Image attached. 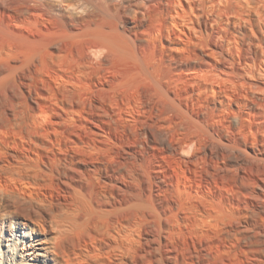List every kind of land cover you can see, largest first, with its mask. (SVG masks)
Listing matches in <instances>:
<instances>
[{
	"label": "bare ground",
	"instance_id": "bare-ground-1",
	"mask_svg": "<svg viewBox=\"0 0 264 264\" xmlns=\"http://www.w3.org/2000/svg\"><path fill=\"white\" fill-rule=\"evenodd\" d=\"M187 1L193 6L194 0ZM133 2L0 0V74H6L0 76V93L5 98L9 91L14 92L21 106L25 102L30 111L42 115L43 95L53 96L70 109L80 105V114L86 115L83 120L79 117L85 122L82 135L90 137L93 132L87 128L92 125L108 139L112 137L116 145L126 127L130 135L139 133L136 124L143 120H137L141 111L137 114L135 110L134 118L132 110L134 123L128 120L125 127L121 100L115 104V92L121 93L115 90L125 86L129 99L125 90L121 94L126 102L132 99L131 103L143 101L139 104L146 105L140 136L158 146L149 147L152 152L146 150L147 160L141 157L147 161H141L145 164L142 171L139 168L141 178H113L107 171L108 178H53L48 196L32 190L27 195L21 189L26 196L15 197L11 192L8 199L0 198V263L264 264V26L256 25L252 35L251 27L246 33L242 23L235 26L239 23L235 22L232 36L233 25L229 24L233 22L229 20L230 38L240 35L236 50L200 53L176 47L167 52V65L160 64L166 58L158 66L151 63L155 75L150 77L153 66L149 62L138 63L142 56L128 47L121 49L129 38H122L120 24L128 22L132 4L137 8L142 4ZM260 11L256 12L258 20L264 22V10ZM143 17H139L141 21L147 16ZM248 21V25L252 23ZM120 42H124L122 47ZM120 50L130 52L125 56ZM131 55L133 59L128 58ZM204 57H214V64L204 65ZM207 64H211L209 69L224 66L230 72L222 77L226 73L220 69L223 73L215 75V71L210 73L213 66L206 72ZM160 66L163 68L158 70ZM197 67L199 71L194 73ZM173 72L178 77L172 79ZM126 76L131 82L143 78L131 88L129 79L122 80ZM115 105L121 107L115 109ZM158 120L167 123L170 137L157 132L160 125L154 127L156 131L151 127ZM118 129L120 135H114ZM73 134L81 140L80 133ZM94 140L97 147L100 140L97 144ZM64 143L57 141L60 146ZM106 143L108 140L101 144ZM73 154L88 158L79 148ZM72 171L82 176L76 169ZM30 195L35 202L27 200Z\"/></svg>",
	"mask_w": 264,
	"mask_h": 264
},
{
	"label": "rangeland",
	"instance_id": "rangeland-1",
	"mask_svg": "<svg viewBox=\"0 0 264 264\" xmlns=\"http://www.w3.org/2000/svg\"><path fill=\"white\" fill-rule=\"evenodd\" d=\"M170 1L172 2V0H134V2L142 3V4H140V5L137 4L139 6L138 8L136 7V4H132V9L134 10L133 13L134 12L139 13L138 11L140 9L141 11L144 12V15L147 16L146 17L147 20L142 19L143 21H141V18H139V17H143V16H141L143 12L140 11V13L136 14V16H135V14H133L131 12V16H128V18H129L128 22L120 24L121 26L119 27V29L123 31L122 33H126V34L120 33L121 35H123L122 38L125 35L128 36V37L127 36H125V37L129 38V39H127V38L122 39L123 41L127 39V41H126L127 45H126L125 41H124L125 43L123 42L124 46L121 45L123 43L120 42L121 47L123 46V48H121V49L123 50L126 47H128V48H130L129 50H131V51L134 50L135 53L137 52L139 56H142V57H140V59L138 56H137V58L133 56L135 59H137V60L139 59L138 63H142L143 65H145L146 62L147 63L149 62V64H148L149 67H150L151 63H153L154 66H156V65L158 66L157 63H159L160 60L162 61L163 60L162 58H166L165 60L160 62V64L161 63L163 64V62H164L165 65H167L168 63L166 61L169 60V58H167L168 57L167 52L168 53H170V51L172 52L171 49L176 48V47H178V49L181 48L182 51L186 50L183 48H187V50H190L192 48V49L197 50L200 53H202L201 51H203V50L205 51V53H207L208 50L214 51V50H219V49L222 51H231L232 48H234L235 46H238L237 45L238 44L237 38H239L240 35L238 32H236V33H238L239 37L238 36H237V38L233 37V38H235V40H234V39L230 38L231 36L228 33L231 30H232L230 32L231 35L233 33H235L236 30L234 28H235V26H241L240 22L242 23L243 28L246 29V33H248L247 30H249L247 28H250V27L252 28V30H249L250 32L252 31L251 34L257 31V29H254V27L256 28V25H258L257 27L262 26V25L264 26V22L263 21L260 22L258 20L259 17H258V14L256 13V12L259 13V9L261 10L260 12H263L262 9L264 10V0H249V1L248 0H245V1L244 0H238V1L237 0H194V1H192L193 6L190 5L191 1L189 3V1H187V0H181V1L176 0V1H178L177 4L180 1V4H178V5L176 4L177 5L176 8H175V6H176L175 2L176 1L173 0V3H170ZM246 1H248V2L246 3ZM171 4H172L173 8H170ZM191 6L193 7L192 9H191ZM167 8L169 9V11L171 9H173L170 12L173 17L174 16L177 17L180 15L178 17V19L174 17V19H176L177 22H176V20L173 19V17L171 18L170 13L167 12L168 11ZM237 9L243 10L242 12H244V13H242L240 10V12H241V14H240L239 11H237ZM175 10L177 11L176 12L177 14L175 12H173ZM254 10L255 11L257 10L255 12L256 15L254 13ZM237 12H238V14H237ZM247 12H250V13H247ZM174 13H175V15H174ZM245 13H247V14H245ZM248 14H250V17L249 16L247 17ZM132 15H134V16H132ZM138 15H140V16H138ZM145 16L143 18H145ZM200 16H202L203 18ZM255 16L258 18H256ZM130 17H133V18L135 17L134 18L135 20L133 18L131 19ZM243 17L247 18L246 19L247 21L248 20L251 21L252 23L249 21L248 22L251 23L253 25V27L250 26L251 24L248 25L247 21H245V19ZM206 18H208L209 21ZM249 18L253 19L255 21L250 20ZM204 19H206V20H204ZM229 20H231V21H229ZM241 20L242 21L244 20L246 22L245 23L246 25ZM144 21H146V22H144ZM205 21L207 22V24H205L206 23ZM227 21L233 22V24H231V23L229 24L230 26L233 25L232 28L229 26L231 30L229 29V27L226 26L228 24V23H226ZM258 21L260 24L261 23H263V24H261V25H259V23L256 24L255 22H258ZM140 22H142V24H140ZM202 22L203 23L205 22L204 23L205 25H202ZM235 22L236 23L239 22L238 25L236 24L234 26ZM135 23L137 26L135 25ZM254 24H255V26H254ZM132 26H133L132 30L129 29ZM138 26H140V27H138ZM245 26H247V27H245ZM128 29L131 31L130 32L126 31ZM226 29H227V31H226ZM224 30L226 31V33L228 32L226 36H225L226 33L224 34ZM212 32H214V33H212ZM211 34H212V36H211ZM251 34L249 33L248 35H251ZM169 35H170V37L171 36L174 37V35H176V38H174L172 40V37L170 38ZM235 35H237V34H235ZM252 35L250 37H252ZM227 36L229 37L228 41H229V39H231L230 42H232V43L227 42ZM232 36H234V35H232ZM166 39H170V40L168 41ZM122 40L120 39L119 41H122ZM175 40H177V42H175ZM232 40H234L236 43L233 44ZM215 45H216V47H215ZM230 45H232V46L229 47ZM220 46H221V48L223 47L224 49L223 48L221 49ZM165 47L169 50H167ZM227 47H229L228 50L226 49ZM236 48H234V49L236 50ZM178 49H177V51H178ZM181 49L179 51H181ZM163 50H164V52H163ZM174 50L176 51V49H173V51ZM235 50H233V51H235ZM161 51H162V53H161ZM122 52L124 53V51H121V53ZM127 52L125 50V53H127ZM125 53L123 55L126 56ZM131 53L133 55H137V54H134L133 52H131ZM162 54H163V57H162ZM165 55H167V56H165ZM127 56H128V53H127ZM128 58L133 59L132 55H131V58L130 57H128ZM141 58H142L143 62H141ZM213 58L214 57H212V58L209 57V59L205 58V60H203L201 62H203L204 65H205V63L214 64L215 59L213 60ZM144 61H146V62H144ZM211 64H207V66H206L207 68H205L206 72H210V69L213 65L210 66V69L208 68L209 67L208 65H211ZM195 65L198 66L200 64L197 63ZM151 66H153V65L151 64ZM154 66L152 68L151 67L149 68L148 72H150V77H151V74H152V76L155 75V73H151V69L153 70ZM200 67H201V69H202V67L204 69L205 66L202 65ZM157 68L159 70V68L161 69L163 67L160 66ZM157 68H155V70ZM197 68H196L197 69L196 71L194 70V73L199 71V67H197ZM213 68H215V70L211 69L210 73L215 71L216 72L215 75H217L219 72L223 73L222 71L224 69L226 74H225V76H224V74H220L222 77H226L227 72L230 70L229 68H228L229 70H227L226 69L227 67H224V66H217V67L213 66ZM208 69H209V71H208ZM220 69H222V71H218ZM173 73H171L170 75H172ZM5 75L6 74H0V76H2V77H5ZM130 75L131 74L128 75L129 78H130ZM175 75L177 76L178 72L174 73L171 76V78L173 79V76H175ZM2 77H0V79ZM126 78H127V76L124 79H122L123 82H125L124 80ZM129 78H127V79H129ZM138 78H140V76ZM142 78L139 81H142ZM174 78H176V77H174ZM74 79H75V77H73L72 81H74ZM118 80L121 81V78L118 77ZM134 80H135V82H134ZM134 80H132L133 82H131V79H129V83H130L131 88H134L135 83L139 82V81H136L137 78H135ZM152 81H153V79H151V83H152ZM126 82H128V81L126 80ZM1 83H0V86H1ZM80 85H82V83ZM123 85H125V84L123 83ZM115 86H117V85H115ZM119 86H121V85H119ZM121 87L119 90H117L118 89L117 88L115 91H118V92L120 91L122 93V90H125V92L123 94H126L125 97L127 99H129L128 98L129 96H127L129 93L126 90V87L125 86H123L124 88H121ZM126 91H127V93H126ZM10 93H12V94H10ZM46 93H44V94H46ZM121 93L118 95L115 92V98L118 99L115 104H117V102L120 103V100H121L120 105H122V108H123L122 119H123V121L125 118L127 119V120L125 119L126 121H124L125 124L123 123L126 127V125L128 124V122H127L128 120H130L129 123H132V122L134 123V121H131V120H133V118L130 117V113H132L135 110L136 111L138 110L137 111L138 113L136 111L133 112L134 114L132 113L133 116L139 114L140 111H141L140 113L143 114L144 110H146L145 109L146 105L141 103L143 105H142V107L140 106L141 104H139V103L143 102V101H139L138 104L136 102L131 103L130 101L132 99H130L126 102L127 99ZM7 94H8V97L5 98L4 96L6 94H4V96H3V94L0 93V196H1L0 198L8 199L9 198L8 196H10L13 193H14L13 196L18 195V194H19V196H21V195L26 196V194L27 195L29 194L27 192H30L31 190L35 191L34 192L35 194L48 196L50 194V191L52 188L53 178H104L106 173H107V175L108 174L111 175V177L113 176V178H115V177L116 178H141V177H143V176H141L143 174H140V173H142L140 171H142V168L147 163L146 160L149 157L148 152H152V150H154L153 147L152 148H149V147H151V146L156 147L157 146V145L155 146V144H153V143L150 144L151 142L148 143L145 141L146 142L145 143L143 140H145L146 138L143 139V137H141L143 135V134L141 135V133H142L141 129L138 130L140 128L139 126H141V124H142V121L145 120V117L143 118V116L146 115V111L144 112L145 115L140 114L137 117L138 122L140 119L141 120L143 119L142 121L137 123L138 125L136 124V126H138V128L136 130L139 133L135 134L134 135L135 137H134L133 135H130L129 130H128L129 127H126L127 132L125 131L126 133L125 132L123 133V131H124L123 130L122 133L125 135L127 134L126 135V137L128 139L127 140L126 137H124L125 135L122 134V137L119 136L121 133L120 132L121 130H119L121 128H119L118 129L119 132L117 131V133H119V134L114 133V135H118L121 141L119 140L118 136H116L118 139L116 141V145H114V141H113L112 137H110L108 139L106 133L100 131L96 127L94 128V126H92V125L91 126L88 125L89 127L87 126L88 127L87 129H89L90 132L92 131L95 134L99 133L98 134L99 137L97 135V137H98L97 140L95 138L96 135L93 134L92 132H91L92 135H89L90 137H88V138L84 137L82 135L81 130H82V127L84 126L85 122L82 121L83 119L81 117L82 116L85 117L86 115H85V113L80 114V112H81L79 109L80 105L79 106L75 105L77 107H75L73 105L74 108L72 107V109H70L71 107L68 106L67 104L66 105L64 104L65 105L64 106V105H61L60 102L58 103L57 99H56L57 101L54 100L55 98L51 94H50V96H52V97H45V98H43L45 96V95H43L40 97L41 98L40 104L44 108L45 114L42 115L37 110L36 111H30L27 108L25 102H23L24 105L21 106L19 104V98L17 96H15L14 92L9 91ZM117 95H118V97H117ZM54 101L57 102L58 104H60L61 109L58 107V104L55 103ZM124 101H125L126 105H125V103H123ZM133 101L134 100H132V102ZM127 104H132V105H130V106L128 105L129 106L128 107ZM135 104H137L140 107L137 108L136 107L137 105H135ZM11 106H12V108H10ZM63 106H64V109L62 110ZM116 106L118 108L121 107V106L115 105L114 106L115 109H117ZM130 108H132V109H130ZM127 113H129V114H127ZM125 114H126V116H125ZM124 116H125V118H123ZM134 118H136V116H134ZM154 119L156 120L155 117H153L152 120L155 121ZM160 121L158 120L155 122L158 124V125L156 124L157 126L154 125L155 123H150L151 127L156 131L157 130L156 128H158L159 125H160L159 129L162 126H164L163 129L165 131L162 129H161L162 131L161 130L159 131V129H158L157 132L159 134H164L166 138L170 137V135H171L170 129L168 128L170 132H167V130H168L167 128L165 129V127H167V126H165V124H167V123L160 122ZM152 124L154 126H152ZM132 125H134V124H132ZM129 126H130V124H129ZM154 127H156V128H154ZM130 128H131V126H130ZM136 130H135V133H136ZM74 132H78L81 134V138H80L81 140L80 141L78 140L77 136L75 137V135L73 134ZM90 132H89V134H90ZM167 133H169V135ZM59 134L61 137L59 136ZM138 134H139V136H138ZM167 135H168V137H167ZM92 136L94 137L95 140L93 139ZM131 136H133L134 138ZM92 139L95 141V144H97L96 142H98L100 140V142H98V144H97V147L93 146V144H92L93 140ZM124 139H126L124 141L125 143L122 142ZM139 139H140V141H139ZM58 140H64V141H66V143H64L63 145L60 146L57 144ZM103 140H104V142H101ZM105 140H108V143L101 144V143H105ZM74 142H77V144H74ZM120 143H122L123 145L125 144L124 147ZM121 146H122V148H121ZM127 147H129V148H127ZM76 148H79L82 152H84L86 155H88V158L87 159L86 158L80 159V157L77 158V156H74V154L72 155V153L74 152V149H76ZM142 148L145 151V153L148 151L147 152L148 154L147 153L143 154L144 151L142 150ZM146 148H148V149H146ZM150 149H151V151H150ZM119 150H121V151L119 152ZM121 152H124V153H121ZM73 156H74V158H73ZM75 157H76V159H75ZM141 157L146 158V160H145L146 162L144 161V159H141ZM71 158H73V159H71ZM133 159H137V160H133ZM138 160L140 161V163H141V161H144L145 164H143V162H142L141 165L139 166L140 163ZM141 166H142V168H141ZM73 168L76 169L77 171L81 172L82 176H80L77 173L74 174V172L72 171ZM139 168H141L140 171H139ZM104 172H106V173H104ZM138 172H139L141 177L139 176ZM71 174H73L74 177L71 176ZM105 178H108V177L106 176ZM17 188H20V189H17ZM7 189H9V190H7ZM21 189H23L26 192V194L23 190L21 191ZM28 190H30V191H28ZM15 197H18V196H15ZM28 197H26L27 200L29 199L28 201L31 200V202H35V200L33 198H31V195ZM0 264H2V263H0Z\"/></svg>",
	"mask_w": 264,
	"mask_h": 264
}]
</instances>
